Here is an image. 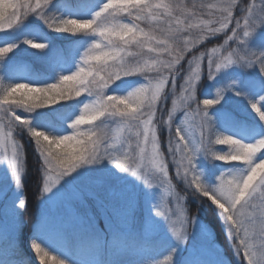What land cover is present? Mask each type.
<instances>
[{"label": "snow or ice", "instance_id": "1", "mask_svg": "<svg viewBox=\"0 0 264 264\" xmlns=\"http://www.w3.org/2000/svg\"><path fill=\"white\" fill-rule=\"evenodd\" d=\"M0 167V264H24L29 175L39 264H228L197 244L209 210L264 264V0H0ZM146 230L154 254L78 258Z\"/></svg>", "mask_w": 264, "mask_h": 264}, {"label": "rangeland", "instance_id": "2", "mask_svg": "<svg viewBox=\"0 0 264 264\" xmlns=\"http://www.w3.org/2000/svg\"><path fill=\"white\" fill-rule=\"evenodd\" d=\"M75 39L76 38L73 37L70 38L69 41H58V43L66 45L69 49V52L67 54L70 55L71 50L74 48V45L71 43V41ZM31 51H36V50H31ZM19 66L21 65H18V67ZM31 67H38V65H31ZM222 79H223L222 76L217 77V80H222ZM210 83L214 84L215 82H210ZM214 93H215V88L210 87L209 94H214ZM201 98H203V96ZM218 147H225V146H218ZM5 175H6V169L4 167H0V178H3ZM25 183L27 189L26 188L24 189L23 195L25 196L28 202L29 196L28 195L26 196L27 194L26 191H28L31 181L27 180ZM12 188L14 191L15 185H12ZM2 203H3V198L0 197V205H2ZM32 203L33 201L30 198L28 202V210H29V205H31ZM65 206L66 205H54L49 209H47V211L51 215H61L64 211ZM44 211H45L44 207L42 205H39L38 203V209L36 210V213L33 215H35V217H37L39 220L41 214ZM208 217H210L211 222L209 221ZM31 222L32 219H28L26 216L24 218L23 214L22 216H18L15 221L16 228L18 230L14 233V235L17 237L19 241V247L22 250V258L24 259V264H29V261L31 262V264H39L38 257H36V254L30 248V237L32 235L31 230L36 228V225L33 226V224H30ZM201 222L206 226L207 231L197 239V244L199 245L202 242L206 243L208 240H212L215 243L216 249L219 250V253L226 259L228 264H235L236 258L233 257L232 249L229 247L226 238L220 233V226L210 210L201 213ZM26 223L28 226H25ZM137 228L138 225L133 227L131 230L135 231ZM13 230H14V223L11 219V216L10 215L2 216V214H0V236H2L3 239L7 240L8 237L12 234ZM66 239H67V245L64 247L63 251L65 254L71 255L73 251V249L70 247L72 243L71 236L69 235ZM156 242H157V237L151 234L150 231L146 230V235L143 240L135 241L133 239L125 237L118 240L114 245L112 251L109 253H105L103 250L89 249V250H83L80 253H78V258L84 260H95V261H110L115 259L131 260L141 255L154 254V246L156 245ZM160 258L162 259V256Z\"/></svg>", "mask_w": 264, "mask_h": 264}, {"label": "trees", "instance_id": "3", "mask_svg": "<svg viewBox=\"0 0 264 264\" xmlns=\"http://www.w3.org/2000/svg\"><path fill=\"white\" fill-rule=\"evenodd\" d=\"M28 167L29 168L34 167V162H33L32 158H31V156H29ZM27 180L31 181V184L29 185L28 191H26L27 192L26 196L27 195L29 196L28 202H29V199L31 198L33 203L31 205H29V210L27 212L23 213V217L25 218V216H26L28 219H32L33 218V214H35L36 210L38 209V198L36 196V183L34 181L33 175H29ZM30 207H31V209H30ZM36 219L38 221L37 217H36ZM208 219L211 222L210 217H208ZM30 224H33V223L31 222ZM33 226H35V224H33Z\"/></svg>", "mask_w": 264, "mask_h": 264}]
</instances>
